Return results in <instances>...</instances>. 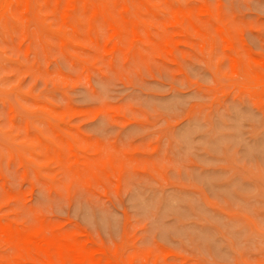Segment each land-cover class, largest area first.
<instances>
[{"label": "rangeland", "instance_id": "374dc122", "mask_svg": "<svg viewBox=\"0 0 264 264\" xmlns=\"http://www.w3.org/2000/svg\"><path fill=\"white\" fill-rule=\"evenodd\" d=\"M263 86L264 0H0V225L82 264H264ZM17 262L76 264L0 232Z\"/></svg>", "mask_w": 264, "mask_h": 264}, {"label": "bare ground", "instance_id": "6f19581e", "mask_svg": "<svg viewBox=\"0 0 264 264\" xmlns=\"http://www.w3.org/2000/svg\"><path fill=\"white\" fill-rule=\"evenodd\" d=\"M125 8H126V6H125ZM112 28L116 29V28H114V25ZM258 76H261V75H258ZM259 78H261V77H259ZM0 232L2 235L9 238V240L13 241L18 246H22L24 248L31 249V250L32 249L41 250L47 257H49L50 261L54 257L63 258V260H64L65 256L68 255L69 257H71L74 260V262L76 264H82V257L79 254V252L77 250H75L74 248H72L73 246L71 247L65 243H62L63 241L61 242V240L59 243H54V242H51L49 240L42 238L38 234L24 233V232L16 231L13 228L6 226V225H0ZM17 264H21V262H19V263L17 262Z\"/></svg>", "mask_w": 264, "mask_h": 264}]
</instances>
